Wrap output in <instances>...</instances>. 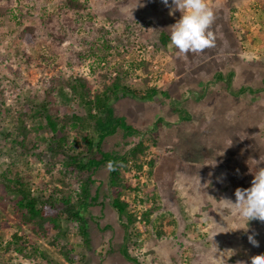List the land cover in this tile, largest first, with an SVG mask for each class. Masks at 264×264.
Masks as SVG:
<instances>
[{
    "label": "rangeland",
    "instance_id": "rangeland-1",
    "mask_svg": "<svg viewBox=\"0 0 264 264\" xmlns=\"http://www.w3.org/2000/svg\"><path fill=\"white\" fill-rule=\"evenodd\" d=\"M207 2L215 13L216 45L185 56L168 47L170 26L181 15L178 10L169 15L171 0L167 6L163 0H90L92 19L87 26L93 22L95 27L108 30L112 21L119 22L106 65L119 70L117 74L139 96L157 90L152 100L126 96L114 102L115 114L141 132L128 138L119 129L105 139L102 147L105 152L125 154L137 142L144 143L146 151L138 159L142 170L134 168V162L123 170L137 190L125 192L122 198L133 205L132 212L152 209L154 224L124 227L126 219H120L107 199L112 196L110 169L105 165L93 175L92 193L98 192L97 205L84 212L88 235H79L76 221L64 217L61 229H51L45 237L35 222L25 224L20 219L13 194L3 195L1 181L8 169L7 159L18 164L21 175L31 174L35 181L49 180L75 201L78 182L72 173L60 180L49 176L45 163L30 154L19 151L0 155V264H135L123 255L125 245L129 256L141 264H247L251 256L264 257V222L230 216L222 200L235 202V190L250 187L254 172L264 168L260 160L264 158V0ZM44 4L49 15L56 14V0H42ZM5 7L0 0V74L29 85L23 90V100L30 94H42V79H66L72 72L91 76L82 62L74 63L70 56L75 50L82 55L87 52L80 39H88L92 32L87 33V29L91 27L69 31V40L65 38L59 44V52L43 68L45 48L12 38L15 27ZM53 42L47 37L51 48ZM26 54L31 56L30 62ZM214 82L217 86H211ZM62 84L57 83V99L70 102V93ZM11 92L9 88L6 94ZM213 96L219 97L214 107L205 102L199 105ZM71 104L83 116L88 112L80 100ZM183 112L206 128L194 138L182 132L176 148L171 146V138H175L178 127L176 118ZM187 124L180 128L186 129ZM0 126L4 133L11 130L10 120ZM41 141L46 154L49 135L43 133ZM148 161L153 163L152 168ZM31 190L36 197L44 192L38 184L31 185ZM155 229L162 233L157 234ZM13 234L22 236L18 244ZM250 235L259 247L249 242ZM19 245L23 246L21 252Z\"/></svg>",
    "mask_w": 264,
    "mask_h": 264
},
{
    "label": "trees",
    "instance_id": "trees-1",
    "mask_svg": "<svg viewBox=\"0 0 264 264\" xmlns=\"http://www.w3.org/2000/svg\"><path fill=\"white\" fill-rule=\"evenodd\" d=\"M20 1H25V4L18 5ZM41 1L4 0L7 5L5 9L12 17L11 22L15 27L12 38L33 47L42 44L47 56L42 58L44 62L41 63V67L46 68L48 67L46 65H50V57L59 52L57 50L59 44L67 38L69 31L74 33L77 29L81 32L91 27L87 29V33L92 32L90 36L87 35L88 39H80L87 52L82 55V52L75 50L70 55L74 63L82 62V66L88 69L91 76L72 72L66 79L58 76L48 80L42 79L40 81L42 94H30L23 100V90L29 85L21 81L4 79L0 74V125L6 119L10 120L11 125V130L7 133L0 129V155L7 156L19 151L22 155L30 154L37 162L45 163L48 175L53 178L60 180L61 176L72 173L79 184V190L75 193L77 200H72L71 197L65 196L62 188L56 187L49 180L35 181L31 174L21 175L19 168L17 169L18 164L6 158L9 165L2 175L3 195L13 194L20 219L25 224L35 222L37 229L45 237L48 236L49 230L61 229L64 217L76 221L79 235L85 237L88 233L84 212L88 211L89 207L97 205L98 201V192L92 193L95 183L93 175L101 167L109 165L108 186L112 197L107 196V199L119 213L120 219H126L124 227L134 228L137 223L143 222L154 224L151 219L154 212L152 209L140 213L132 212L133 205L122 198L125 192L137 190V186L124 177L123 170L129 169L130 162H134V168L142 170L143 165H138V159L146 151L144 143L137 142L125 154L105 152L102 147L105 139L113 136L119 129L123 130L128 138L135 137L141 132L139 128L127 124L124 117L115 114L114 102L126 96L152 100L157 95V90L153 89L145 96H139L137 92L128 88L125 78L117 74L119 70L115 71L116 68L106 65L105 60L112 50L110 44L112 35L119 26L117 20L112 21L111 29L103 30L101 27H95L93 22L87 26L90 18L92 19L90 0H56L55 15H49L46 5H41ZM47 37L54 41L52 48L47 45ZM90 37L95 40L89 39ZM77 40L79 41L78 38ZM77 40L74 42L79 45L80 42ZM117 40L120 39L117 37ZM164 44H167L165 40ZM26 60L30 62L31 56L26 54ZM51 68L54 72L59 70L55 71L54 64ZM219 78L222 79V76L219 75ZM56 82L58 85L64 83L63 88L69 91L72 98L70 102L58 101ZM9 88L12 92L8 95L6 92ZM8 98H12L10 102L7 101ZM72 100L82 102V108L88 110L85 116L72 106ZM91 128L93 132H90ZM43 133L49 135L46 154L42 149ZM147 164L152 168L151 161ZM33 184L42 186L44 192L37 197L34 196L31 190ZM138 215H141L140 220ZM155 231L159 235L162 233L159 229ZM21 237L13 234L17 244ZM19 247L21 252L23 246ZM122 252L128 260L141 264L129 256L126 245Z\"/></svg>",
    "mask_w": 264,
    "mask_h": 264
},
{
    "label": "clouds",
    "instance_id": "clouds-1",
    "mask_svg": "<svg viewBox=\"0 0 264 264\" xmlns=\"http://www.w3.org/2000/svg\"><path fill=\"white\" fill-rule=\"evenodd\" d=\"M169 5V0H163ZM169 15L175 11L181 13L179 19L171 25L169 48H175L179 53H199L206 48L216 45L218 31L214 30L215 13L207 0H171ZM264 161V158H260ZM256 161V160H254ZM259 163V161H256ZM235 202L231 199H222L226 202L228 214L236 218H244L247 222L258 220L264 222V168L254 172L251 186L235 190ZM249 242L259 247L253 236ZM247 264H264V257L251 256Z\"/></svg>",
    "mask_w": 264,
    "mask_h": 264
},
{
    "label": "crops",
    "instance_id": "crops-1",
    "mask_svg": "<svg viewBox=\"0 0 264 264\" xmlns=\"http://www.w3.org/2000/svg\"><path fill=\"white\" fill-rule=\"evenodd\" d=\"M214 85L217 86V83L214 82L211 84V86H214ZM214 101H219V97L213 96L211 99L200 102L199 105L203 106L202 103L205 102L206 105H208V106L213 105V107H214V104H213ZM201 108L203 109V111H205L204 107H201ZM192 116L193 115H190L189 113H185V112H183V114L181 113V117H180V114H179V116H177L176 122L178 123V127L176 129L175 138H171V146H175L176 148H178V145L180 144V142L182 140V138L180 137V134L184 133L183 135L186 136L187 138H192V137L194 138L195 136H199L204 132L206 127L202 126V124L200 126H198L199 124L198 125L196 124V122H198L197 119L195 118L192 120V118H194ZM202 117L204 118L203 121L207 120V117L205 116V112H204V116H202ZM181 124H187V125H185L186 129H181L182 128V127L180 128ZM190 141H191V139H190ZM198 146H200V145H198ZM201 149H202L201 150L202 154L205 155V152H206L205 147H202ZM204 160H205V158H204ZM205 262H206V260L204 261V263Z\"/></svg>",
    "mask_w": 264,
    "mask_h": 264
}]
</instances>
